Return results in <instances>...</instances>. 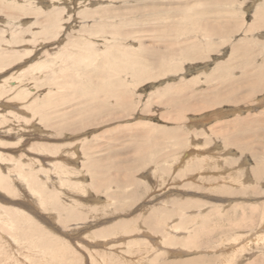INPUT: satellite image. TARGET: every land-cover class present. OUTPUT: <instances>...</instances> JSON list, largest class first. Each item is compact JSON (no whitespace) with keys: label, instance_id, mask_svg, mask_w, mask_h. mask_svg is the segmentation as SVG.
Here are the masks:
<instances>
[{"label":"rangeland","instance_id":"obj_1","mask_svg":"<svg viewBox=\"0 0 264 264\" xmlns=\"http://www.w3.org/2000/svg\"><path fill=\"white\" fill-rule=\"evenodd\" d=\"M24 1H0V54L5 61L0 62V171H3L0 174L10 176L6 183L14 185L9 187L6 184L5 187L0 183V264H264V239L258 237L254 241L255 236L264 230L261 225L264 224V90L249 96H243V90L230 95L229 88L241 81L245 72L235 70L232 65L223 75L215 73L214 78H208L217 64L228 60L232 46L238 42L246 41L248 50L257 56L259 61L256 63L254 60V66L264 64V25L251 34L244 33L253 22L255 6H262L264 0L237 1L234 5L236 16H233L239 24L245 17V24L238 28V33L230 36V42L214 51H206L205 60L183 62L178 73L137 83L130 73L121 74L124 83L129 85L127 102L123 106L116 99H100L96 90L101 83L97 72L101 62L108 65L111 71L115 67V59L121 57V48L129 50L133 45L143 46L146 54L161 47L150 38L156 26L162 24V21L147 17L149 14L144 10L150 1L57 0L60 4H52L48 0ZM82 1L84 5H91L89 10H100L99 14L103 15H96L94 20L81 19L79 12L85 8ZM173 1L164 0V5ZM193 1L196 0H177L174 4L183 8ZM16 2L21 5L17 7ZM23 4H31L26 5L27 8L34 7L43 13L52 11L54 5L61 10L67 7L61 16V20H65L62 21L63 28L49 31L50 40L46 39L48 35L34 40L33 35L39 31L38 28L49 26L52 20L36 25L35 17L22 11ZM137 6L140 9L134 11ZM226 8L224 5L223 9ZM112 24L117 25L119 31L113 29ZM20 25L26 31L14 39V32L23 30L16 27ZM195 33H190L191 40L204 44V35ZM85 39L93 44H86L89 50H84L81 44H85ZM74 41L82 42L75 46ZM211 41L219 43L217 37ZM67 42L71 46L66 50L70 59H64L70 63L68 70L64 69L60 58L55 60L57 54H62ZM7 54L13 57L9 59ZM95 55L99 57L93 59ZM72 59L78 66L73 65ZM51 60L54 61L51 70L40 74L42 78L31 73L23 78L34 62L51 63ZM242 60L241 54L231 59L235 66ZM83 62L88 63V67ZM252 67L248 70L253 71ZM61 68L69 71L68 74L66 71L61 73ZM53 73L58 78L56 83L52 80ZM13 78L19 79L15 90V85L8 84ZM30 87L35 90L28 96ZM180 87L185 91L180 93ZM166 88L170 90L165 93ZM89 89L91 91L87 92ZM91 94L96 97L94 105L89 102ZM171 97L177 100L178 97L184 98L183 103L191 109L179 113L172 104L166 103ZM115 102L120 105L113 104ZM101 104L105 110L100 114L90 117L80 114L84 105L85 111H88ZM10 112L12 115L9 116ZM20 115L25 116L22 118ZM17 117L19 119L15 120ZM169 135H177L182 143ZM67 166H70L71 172ZM17 167V171H13ZM74 176L78 179L74 180ZM38 181L49 192L48 195L51 193L61 198L58 204H64V209L58 207L59 210H53L52 206L45 205L46 201L36 193L42 191L36 184ZM78 182L84 183L88 189ZM76 185L79 191L85 188L87 192L83 189L78 193ZM40 198L43 205L38 200ZM67 209H73L79 216L69 217L71 212ZM32 217L41 223L40 226ZM19 219L27 226L19 225ZM12 221L15 224L11 227ZM171 223L180 226V229L184 226L183 230L188 233L185 230L187 234L183 230L179 235L170 231L166 233L167 225ZM138 228H142L141 233H138ZM52 232L55 236L50 234ZM27 234L31 235L29 239L33 235L36 239L33 237L32 243H29L31 240L27 239ZM23 239V243L27 241L29 245L20 242ZM14 240H19L18 244ZM158 240L166 243H161L162 246ZM252 240L254 242H250ZM246 241L248 244L245 245ZM20 245H24V249ZM233 247H236L234 251ZM31 254L36 255L33 257Z\"/></svg>","mask_w":264,"mask_h":264},{"label":"bare ground","instance_id":"obj_2","mask_svg":"<svg viewBox=\"0 0 264 264\" xmlns=\"http://www.w3.org/2000/svg\"><path fill=\"white\" fill-rule=\"evenodd\" d=\"M1 2L3 1L4 2V0H0ZM24 1V0H23ZM26 1V0H25ZM24 1V2H25ZM27 1H29V0H27ZM35 2H37L38 0H34ZM45 1V0H44ZM49 2H51L52 4H54V3H58V2H56L57 0H48ZM47 1V2H48ZM59 1V0H58ZM66 1V0H65ZM81 1V0H80ZM85 1H87V0H85ZM89 1V0H88ZM94 1H96V0H94ZM146 1H150V4L146 7V9L144 10L145 12H148V16L147 17H150V19L152 18V20H159V21H162L161 23L162 24H160L159 26L157 25L156 27V29H155V31L153 32V35H152V37H150V38H152L153 39V41L154 42H157V43H159L160 44V48H156V50H154V48H153V50L154 51H151V52H149V53H146L145 54V48L143 47V46H134L133 45V48H131V49H129V50H127V49H125V48H121L120 49V51H121V57H119V58H116L115 60H116V62H115V64H114V68H112L111 69V71H110V69H109V66L108 65H106L104 62H101V66L99 67L100 68V70H99V72H97V74H98V77L100 78V81H101V83H99V86H98V88H96V90H97V93L99 94V97H100V99L101 100H103L104 99V97L105 98H107V99H116L122 106L123 105H125L126 103L125 102H127L126 101V99H127V92H126V90H128V87H129V85L125 82L124 83V81L122 80V78L120 77V75L121 74H123V73H130L131 75H132V78L134 79V82H139V81H143V80H151V79H160V78H163L166 74H169V73H178V72H180L181 70H182V63L183 62H198V61H203V60H205L206 59V57H205V53H206V51L208 52V51H214L215 49H217V47L218 46H220V45H222L223 46V44H225L226 42H230V36H232L233 34H235L236 32L238 33V31L240 30V29H238L240 26H242V25H244L245 24V17L244 18H242L243 20L241 21V23L239 24V22L235 19L236 17V15H235V9H234V5L237 3V1L238 0H196V1H193L194 3H191L190 2V4L189 5H184L183 6V8L180 6V5H175L174 4V2L175 1H177V0H175V1H173V2H171V3H168V4H170V5H164V0H162L161 2H157V0H146ZM84 1H82V3L81 4H83L84 5V3H83ZM166 2V1H165ZM17 3V7H19L20 5H21V3L19 4L18 2H16ZM34 3V2H33ZM43 3V2H42ZM41 3V4H42ZM79 3V2H78ZM95 3V2H94ZM256 3H258V2H256ZM35 4V3H34ZM33 4V5H34ZM44 4V3H43ZM58 4H60V3H58ZM71 4H72V1H71ZM5 4H3V6H4ZM23 5H25L24 7L23 6H21L22 7V11H26L28 14H30V15H32V16H34L35 17V24L36 23H40V24H47V23H50L51 22V20H52V24H49V26H45V25H42V26H40L38 29H39V31L38 32H35V34L33 35V39L34 40H36L39 36H47L48 35V33H49V31H55V29L56 28H58V27H62V25H63V23H62V21L64 20H61L62 18H61V16L65 13V11H66V8H64V10H61V9H59L57 6H53V10L52 11H50L49 13H43V12H41L40 10H35V8L33 7V8H27L28 6H32L31 4L30 5H28V4H23ZM26 5H28V6H26ZM50 5V4H49ZM80 5V4H79ZM83 5H81V6H83ZM224 5H226V9L224 10L223 9V6ZM9 6V5H8ZM16 6V5H15ZM89 6H91L90 4H89ZM89 6L86 4V5H84L83 6V10L81 9V12H79L80 13V18L81 19H83V18H92V20H94L95 19V17H96V15H103V14H99V12H100V10H89L88 8H89ZM6 7V6H5ZM4 7V8H5ZM21 7H20V9H21ZM51 7H52V5H51ZM61 7V6H60ZM65 7V6H64ZM142 7H145V5L144 6H142ZM196 7H198L199 9H196ZM256 8L254 9V11H253V22L251 23V24H249L248 25V27L246 28V30L244 31V33L245 34H251V33H253L254 32V30L255 29H257L258 27H260V26H262V25H264V1H262V6H255ZM10 8V7H9ZM13 8H14V5H13ZM16 8V7H15ZM80 8V7H79ZM86 8L89 10V11H86ZM7 9V8H6ZM52 9V8H51ZM140 8L137 6V8L135 7L134 8V11H138ZM131 11V10H130ZM71 12V11H70ZM241 14V13H240ZM68 15V14H67ZM233 15H235V16H233ZM144 17H146V16H144ZM143 17V18H144ZM64 18V17H63ZM67 18H70V16L69 17H67ZM143 18H141L142 20H144V21H151V20H149V19H143ZM138 19V18H137ZM167 19H171V20H167ZM179 19H181L182 21L181 22H177L176 20H179ZM12 21V20H11ZM65 21V20H64ZM168 21H175V23H168ZM95 22H99V21H97V20H95ZM192 22V23H191ZM13 23V22H12ZM66 23V22H65ZM133 23H135V21H133ZM138 23H139V21H138ZM106 24V23H105ZM123 24H125V23H123ZM14 25H16L15 23H14ZM37 25V24H36ZM50 25H51V27H50ZM99 26H102L103 27V24L101 25L100 23L98 24ZM111 26H113V29H115L116 31L119 29V27H117V25H114V24H112ZM14 27V26H13ZM16 27H18V28H20V29H23L22 31L20 30V31H18V29H17V31L16 32H14V34L15 35H13V38L14 39H18L19 38V36L18 35H20V34H24V31H26V30H24V27H21V25L20 26H16ZM15 28V27H14ZM63 28V27H62ZM242 28V27H241ZM243 28H244V26H243ZM58 30V29H57ZM154 30V27L152 28V31ZM119 31V30H118ZM151 31V32H152ZM31 32V31H30ZM192 32H196V33H198V32H200V33H202V35H204V38L206 39H204L205 41V43L204 44H201V43H197V42H194V41H192L191 39H192V37L190 36V33H192ZM26 33V32H25ZM56 33V32H55ZM138 33V32H137ZM195 33V34H196ZM111 34L114 36V34L111 32ZM118 35L120 34V33H117ZM38 35V36H37ZM120 36H122V34H120ZM129 36V35H128ZM194 36V35H193ZM54 37H56V36H54ZM81 38H83V36L81 35L80 36ZM214 37H217L218 38V40H219V43H214V42H212L211 40H212V38H214ZM50 38H51V36L50 35H48V37L46 38V39H49L50 40ZM143 38V37H142ZM56 39V38H55ZM72 39V38H71ZM199 39V38H198ZM45 40V39H44ZM82 40H84V39H82ZM86 40V39H85ZM197 41V40H196ZM79 42L81 43L82 41H74L73 42V44H75V46H78V44H79ZM200 42V41H199ZM10 44H12V42H9ZM44 43V42H43ZM145 43V42H144ZM82 45H83V47H85L84 48V50L86 49V50H89V48L87 47V45H93L92 44V42L90 43V41L88 42L87 40H86V42H85V44H84V42H82L81 43ZM87 44V45H86ZM72 45V44H71ZM155 45H156V43H155ZM249 45V44H248ZM147 46V45H146ZM150 46H151V44H150ZM159 46V45H158ZM69 47H71L70 46V44H68V42L66 43V46H65V48H64V50H63V52H62V54H57V56H56V59L55 60H57L58 58H60L61 59V62H62V64L65 66L64 67V69H66L68 66L70 67V63H68V61L66 62V60H64V59H70V54L68 53L67 54V51H68V48ZM88 48V49H87ZM67 50V51H66ZM93 50H95V49H93ZM162 50H164V51H162ZM66 51V52H65ZM148 52V51H147ZM64 53V54H63ZM30 53H28V55H29ZM55 54V53H54ZM105 54H107V53H105ZM204 54V55H203ZM207 55H208V53H206ZM237 54H241L242 55V61H240V63L237 65V66H235V65H233L232 64V62L233 61H231V59L233 60L234 59V56H236ZM22 55H24V54H22ZM3 56V54H0V62L2 63V62H5V61H3L2 59H1V57ZM10 54H7V56L6 57H8L9 59H10ZM230 57L228 58V60L226 61V62H221V63H219V64H217V68L215 69V71L211 74V75H209L208 76V78H214V76H216V75H214L215 73H220L221 75H223V73H225V71L227 70V69H229V67H231V65H232V68H234L235 70H243L242 72H244V74L242 75V79H241V81H239L238 83H236V85L234 84V86L233 87H230L229 89H231V90H229V92H230V95H234V94H236L237 92H240V91H244V92H242V95L244 96V95H250V94H252L253 92H259V91H261V90H264V64L263 63H259L257 66H254L253 65V61L254 60H256V63H257V60H258V58H257V56H255L252 52H250L249 50H248V47H247V42L245 41V43H240V42H238V43H236V44H234L233 46H232V52H231V54L229 55ZM11 57H13V56H11ZM72 57V56H71ZM97 57H99V56H97V55H95V56H92V58L93 59H96ZM73 58V57H72ZM84 60H86V59H84ZM71 61H73V65H77L76 64V62L72 59ZM259 61V60H258ZM51 63H49V61H47V62H41V61H36V62H34L33 64H32V66L29 68L28 66V68H29V70H28V73L27 74H25V76L23 77V76H21V77H23V78H25L26 76L28 77V74L29 73H31V74H33V76L35 77L36 75H38L39 77H41V75L40 74H43L44 73V71H46V70H51V67H52V65H53V63H54V61L53 60H51L50 61ZM83 63H85L86 64V66L88 67V63H86V62H83ZM3 64H6V63H3ZM78 66V65H77ZM250 66H253L252 68L254 69L253 71H251V69L250 70H248L249 68H250ZM75 67V66H74ZM241 67H243V68H241ZM255 67V68H254ZM27 68V69H28ZM97 69H98V67H96ZM2 69V68H1ZM63 68H61V73L63 72V71H66V70H64ZM53 70V69H52ZM67 70H68V68H67ZM54 71H56V70H54ZM53 71V72H54ZM98 71V70H97ZM129 71V72H128ZM26 72V71H25ZM69 72V71H68ZM68 72L66 71V73L68 74ZM55 73V72H54ZM53 73V77H52V80L54 81V83H56V76H55V74ZM65 72H64V75L66 74ZM23 74V73H22ZM58 75V74H57ZM63 75V74H62ZM63 75V76H64ZM80 75V74H79ZM78 74H77V76H79ZM66 76H68V75H66ZM122 76V75H121ZM17 77H19V76H17ZM69 77V76H68ZM42 78V77H41ZM64 78H66V77H64ZM21 79V78H20ZM33 79V78H32ZM58 79V78H57ZM4 80V79H3ZM5 80H6V78H5ZM30 80H31V77H30ZM34 80V79H33ZM37 81V80H36ZM35 81V82H36ZM39 81H41V80H39ZM75 81V80H74ZM73 81V82H74ZM6 82V81H5ZM46 82V81H45ZM58 82V81H57ZM4 83V82H3ZM10 83L12 84V85H15L14 86V90H15V87H18V85H19V79H15L14 80V78H13V81H9L8 82V84L10 85ZM24 83V82H23ZM5 84V83H4ZM7 84V83H6ZM7 84V85H8ZM38 84V83H37ZM37 84H35V85H37ZM40 84H42V83H40ZM46 84V83H45ZM79 85V84H78ZM28 86V85H27ZM80 86V85H79ZM183 86H185V85H183ZM3 87V86H2ZM12 87V86H11ZM29 87V86H28ZM64 87V86H63ZM91 87V86H90ZM179 87V86H178ZM5 88V87H4ZM23 88V87H22ZM31 88V87H30ZM35 88V87H34ZM2 89V88H1ZM9 89H12V88H9ZM8 89V90H9ZM172 89V88H171ZM16 90H18L17 88H16ZM26 89H24V91H25ZM34 90L35 89H30V90H28V93L26 94V95H30L31 93H33L34 92ZM170 90V88H166V90H165V93L166 92H168ZM10 91V90H9ZM13 91V90H12ZM19 91H21V90H19ZM24 91H22V92H24ZM27 91V90H26ZM91 90L89 89L87 92H90ZM183 91H185V89H181V87H180V90H179V92L181 93V92H183ZM18 92V91H17ZM164 92V91H163ZM233 92V93H232ZM3 93V92H2ZM81 93V92H80ZM92 93V92H91ZM176 93V92H175ZM93 94V93H92ZM92 94H91V96H92ZM164 94V93H163ZM96 95V94H95ZM159 95V94H158ZM164 95H166V94H164ZM9 96V95H8ZM22 96V95H21ZM97 96V95H96ZM182 96V95H181ZM7 97V96H6ZM22 97H24V96H22ZM84 97H85V95H84ZM237 97H238V95H237ZM242 97V96H241ZM14 98H17V97H14ZM13 98V99H14ZM27 98V97H26ZM74 98V97H73ZM92 99L91 100H89L90 98H88L87 100H89V102H91L92 104L94 103V101H93V99H95L96 97H91ZM233 98V97H232ZM22 99V98H21ZM24 99V98H23ZM99 99V98H98ZM18 100H20V99H18ZM182 100V101H181ZM183 100H184V98L182 99L181 97H178V100L174 97H171L170 99H167V102L166 103H168V104H172L175 108H176V110L177 111H179V113H183L185 110H189V109H191V108H188L187 109V106L188 105H186V104H184L183 103ZM186 100V99H185ZM221 100V99H220ZM219 100V101H220ZM228 100V102L229 101H231V97L230 98H228L227 99ZM1 101V100H0ZM34 101V100H33ZM32 101V102H33ZM180 101H181V103H180ZM216 101H217V99H216ZM215 101V102H216ZM179 102V105L181 106V107H178L179 105H177V103ZM105 103V102H104ZM104 103H102V104H104ZM28 104V103H27ZM34 103H32V105H33ZM102 104H101V106H98V107H96V106H94V107H92V108H90L88 111H85V109H84V106H83V108H82V110H81V115L82 116H84V117H90V116H92V115H95V113L96 114H100V112H102L103 110H105L104 108V106H102ZM113 104H118L117 102H115V103H113ZM120 104H118V105H120ZM29 105V104H28ZM87 105V104H86ZM94 105V104H93ZM92 105V106H93ZM186 105V106H185ZM191 105V104H190ZM189 105V106H190ZM26 107V106H25ZM29 108H30V105L28 106ZM34 107V106H33ZM33 107H31L32 109H33V112L35 111V109L33 108ZM37 107V106H36ZM191 107V106H190ZM88 109V108H87ZM10 111V110H9ZM19 111V110H18ZM29 111V110H28ZM27 111V112H28ZM36 111H37V109H36ZM17 112V111H16ZM22 112H23V110H22ZM30 112V111H29ZM8 113V112H7ZM14 113V112H13ZM20 114H22L21 112H19ZM26 113V112H25ZM35 113V112H34ZM38 113V112H37ZM24 114V113H23ZM45 114V113H44ZM2 115V114H1ZM9 116L10 115H12L11 114V112H10V114H8ZM7 115V116H8ZM15 115V114H14ZM39 115V114H38ZM41 115V114H40ZM61 115V114H60ZM63 115V114H62ZM180 115V114H179ZM21 116V115H20ZM23 116H25V115H23ZM23 116H21L22 118H24ZM34 117H35V115H34ZM33 117V118H34ZM59 117H61V116H59ZM25 118H27V117H25ZM15 119V118H14ZM17 119H19V117H17L15 120H17ZM28 119V118H27ZM32 119V118H31ZM55 119V118H54ZM53 119V120H54ZM5 120H6V118H5ZM12 120V119H11ZM29 120V119H28ZM58 120V119H57ZM18 122H20V121H18ZM28 122V121H27ZM56 122V121H55ZM12 123V122H11ZM15 124V123H14ZM27 124H29V123H27ZM30 124H31V122H30ZM17 125V124H16ZM20 125V124H19ZM22 125V124H21ZM11 126V125H10ZM15 126V125H14ZM243 128V127H242ZM173 130V129H172ZM177 130V129H176ZM244 130V129H243ZM162 132V131H161ZM177 133V132H176ZM165 134H167V133H165ZM161 135V134H160ZM163 135V134H162ZM177 135H178V133H177ZM177 135H169V136H173V138L176 140V141H178L180 144L182 143L181 142V140H180V138H177ZM179 137V136H178ZM175 141V142H176ZM177 142V143H178ZM178 143V144H179ZM234 143V142H233ZM147 144V143H146ZM197 144V143H196ZM143 149H144V147H143ZM4 155V154H3ZM55 155H57V154H54L53 156H55ZM58 156H59V153H58ZM45 157V156H44ZM68 157H69V155H68ZM66 160L68 159V158H65ZM14 160V159H13ZM12 160V161H13ZM53 159H51V161H52ZM7 161V160H6ZM12 161H11V163H12ZM2 162V161H1ZM61 163L62 162H60V165H61ZM64 163H67L68 164V162H64ZM56 164H58V162L56 163ZM56 164H55V166H56ZM75 164V163H74ZM7 165V164H6ZM16 165H18V163L16 164ZM14 167H15V165H13ZM18 166H20V165H18ZM63 166V165H62ZM94 166V165H93ZM186 166V165H185ZM10 166H8V168H9ZM13 167V168H14ZM57 167V166H56ZM55 167V168H56ZM69 167L70 166H67L66 168L67 169H69ZM77 167V166H76ZM190 167V166H189ZM24 168V167H23ZM53 168V167H52ZM58 168V167H57ZM75 168V167H74ZM1 169V168H0ZM17 169H18V167L15 169V170H13V171H17ZM21 169H22V167H21ZM120 169H123L122 167H120ZM72 170V169H71ZM77 170V169H76ZM75 170V171H76ZM93 170V169H92ZM30 171V170H29ZM42 171V170H41ZM55 171V170H54ZM69 171H70V169H69ZM68 171V172H69ZM75 171H73V173H75ZM82 171H84V170H82ZM3 172V171H2ZM1 171H0V173H2ZM9 172V171H8ZM25 172V171H24ZM45 172V171H44ZM63 172H64V170H63ZM67 172V174H70V173H68ZM71 172V171H70ZM26 173V172H25ZM73 173H71V175L73 174ZM79 173H81V172H79ZM4 174H5V172H4ZM12 174V173H11ZM10 174V175H11ZM30 174V173H29ZM39 174V173H38ZM46 174V173H45ZM50 174V173H49ZM60 174V173H59ZM77 174H78V172H77ZM83 174V173H82ZM82 174H80V175H82ZM6 175V174H5ZM34 175V174H33ZM79 175V174H78ZM13 176V175H12ZM21 176V175H20ZM26 176V175H25ZM28 176V175H27ZM50 176V175H49ZM48 176V178H50ZM62 176V175H61ZM60 176V177H61ZM66 176V175H65ZM75 176H76V174H75ZM75 176H74V178H75ZM10 177V176H9ZM9 177L8 176H4L3 174H0V183L1 184H3L4 186L6 185V184H8L9 185V183L7 182L6 183V181H9ZM15 177V176H14ZM57 177H58V174H57ZM63 177V176H62ZM68 177V176H67ZM82 177V176H81ZM29 178V177H28ZM34 178L36 179V177L34 176ZM69 178V177H68ZM73 178V179H74ZM30 179H32L31 177H30ZM35 179L34 180H32V182L33 181H35ZM66 179V178H65ZM78 178H75L74 180H77ZM159 179H161V178H159ZM11 180V179H10ZM17 180H19V179H17ZM21 180V179H20ZM72 180V179H71ZM71 180H70V182H71ZM21 181H23V180H21ZM28 181V180H27ZM26 181V182H27ZM67 182L69 181V180H66ZM81 181H83V180H81ZM106 181V180H105ZM12 182V181H11ZM19 182V181H18ZM30 182H31V180H30ZM65 182V181H64ZM85 182V181H84ZM110 182V181H109ZM23 183V182H22ZM66 183V182H65ZM79 184H83V186H84V183H80V182H78ZM112 183V182H111ZM12 184V183H11ZM36 184L42 189V191L40 192V191H37L36 193L38 194H40L41 195V198H42V200H45L46 201V203H45V205H47V206H52L53 208V210H54V208L56 209V210H59L58 209V207H62L63 208V205L64 204H61V205H59L58 203H59V200H61V198L59 199L56 195H51V193H50V195H48V193L49 192H47V190L45 191V189H44V187L42 188L40 185H43V184H41L39 181L38 182H36ZM67 184H69V183H67ZM71 184V183H70ZM35 185V184H34ZM33 185V186H34ZM78 185V184H77ZM76 185V186H77ZM11 186H14V185H11ZM10 185H9V187H11ZM22 186V185H21ZM31 186V185H30ZM29 186V187H30ZM37 186V187H38ZM6 187V186H5ZM84 187H86L87 188V186H84ZM34 188V187H33ZM78 186H77V191H78V193L79 192H81V191H83V189H84V192H85V188H83V187H80V188H83L82 190H78ZM6 189V188H5ZM14 189V188H13ZM31 189V188H30ZM29 189V190H30ZM37 189H39V188H37ZM88 189V188H87ZM87 189H86V192H87ZM44 190V191H43ZM12 191V190H11ZM15 191V190H14ZM32 191V190H31ZM30 191V192H31ZM49 191V190H48ZM15 192H17V191H15ZM32 192H34V189H33V191ZM85 192V193H86ZM29 194H31V193H29ZM34 194V193H33ZM71 196V195H70ZM84 196V195H83ZM32 197V196H31ZM35 197H36V195H35ZM69 197V196H68ZM36 198H39V197H36ZM41 198L40 199H38L39 201L41 200ZM74 199V198H73ZM37 200V199H36ZM42 200L40 201L41 203H42ZM72 200V199H71ZM30 201V200H29ZM38 201V202H39ZM13 204V203H12ZM12 204H10V205H12ZM42 205H43V203H42ZM68 205V204H67ZM5 206V205H4ZM4 206L2 207L1 206V208H4ZM15 206H18V205H15ZM38 206V205H37ZM186 206V205H185ZM6 207V206H5ZM8 207V206H7ZM40 207V206H39ZM68 207V206H67ZM14 208V207H13ZM187 208V207H186ZM15 209H17V207L15 208ZM24 209V208H23ZM26 209V208H25ZM64 209V208H63ZM116 209V208H115ZM47 210V209H46ZM55 210V211H56ZM66 210V209H65ZM68 211H70L71 213L69 214L68 213V216L69 217H73V218H75L76 216H79V214L77 213V215H76V213H75V211L73 210V209H67ZM73 210V211H72ZM159 210V209H158ZM187 210V209H186ZM0 211H2V209L0 210ZM10 211V210H9ZM9 211H8V213H9ZM13 211H15L14 209H13ZM20 211V210H19ZM21 211H23V210H21ZM26 211V210H25ZM59 212V211H58ZM67 212V211H66ZM161 212V211H160ZM185 212V211H184ZM192 212V211H191ZM204 212V211H203ZM61 213V212H60ZM65 213V212H64ZM82 213V212H81ZM166 213V212H165ZM188 213H189V211H188ZM200 213V212H199ZM202 213V212H201ZM11 214V213H10ZM15 214V213H14ZM19 214H20V212H19ZM67 214V213H66ZM0 215H2V214H0ZM13 215V214H12ZM58 215V214H57ZM61 215V214H60ZM62 215H63V213H62ZM65 215V214H64ZM82 215H83V213H82ZM156 215V214H155ZM154 215V216H155ZM17 216H18V214H17ZM158 216V215H157ZM2 218V217H1ZM18 218H19V216H18ZM33 218V217H32ZM160 218V217H159ZM15 219H17V218H15ZM24 219H25V217H24ZM23 219V220H24ZM33 219H35V221L33 220ZM32 220L36 223L37 221H36V218H33ZM149 219H150V217H149ZM155 219H157V217L155 218ZM161 219V218H160ZM175 219V218H174ZM174 219H172V220H174ZM177 219V218H176ZM8 220V219H7ZM6 220V221H7ZM20 220V219H19ZM22 220V221H23ZM32 220H31V222H32ZM147 220H148V218H147ZM146 220V221H147ZM151 220H153V219H151ZM163 220V219H162ZM181 220H182V218H181ZM3 221L5 222V219H3ZM164 221V220H163ZM167 221H169V220H167ZM180 221V220H179ZM183 221H184V219H183ZM182 221V222H183ZM40 222V221H39ZM144 222H145V220H144ZM166 222V221H165ZM171 222V221H170ZM173 222V221H172ZM188 222L190 223V221L188 220ZM1 223H2V219H1ZM10 223V222H9ZM12 223V225H11V227L13 226V224H15V223H13V221L11 222ZM17 223V222H16ZM18 223H19V221H18ZM20 223L21 224H19V225H23L22 223L23 222H21V220H20ZM30 223V222H29ZM38 223V222H37ZM148 223V225L149 224H151V221H150V223L149 222H147ZM157 223V222H156ZM155 223V224H156ZM167 223V222H166ZM181 223V222H180ZM39 224H41V223H38L37 225L38 226H40ZM138 224V223H137ZM182 224V223H181ZM195 224H197V223H195ZM7 225V224H6ZM25 225V224H24ZM23 225V226H24ZM29 225V224H28ZM34 225H36V224H34ZM43 225V224H42ZM146 225V224H145ZM170 226H168L167 225V227H169L167 230L168 231H166V233L167 232H171V233H173L174 235H179V233H180V231L181 230H183V228H184V226H183V228L182 229H180L179 227V223H178V226L179 227H177V225L175 226V225H173L172 223L171 224H169ZM186 225V224H185ZM261 225H263L264 226V224H262L261 223ZM15 226V225H14ZM25 226H27V225H25ZM38 226H37V228H38ZM139 226V225H138ZM156 226H158V224H156ZM195 226V225H194ZM262 226V228L264 229V227ZM19 227V226H18ZM162 227V226H161ZM21 228V227H20ZM41 228V227H40ZM39 228V230H43V228H41L40 229ZM188 228H190V227H188ZM261 228V227H260ZM261 228V229H262ZM1 229V228H0ZM28 229H29V226H28ZM137 229V228H136ZM144 229V228H143ZM164 229V228H163ZM262 229V230H263ZM15 230H17V229H15ZM22 230V228L20 229V231ZM25 230V229H24ZM30 230V229H29ZM28 230V231H29ZM37 230V229H36ZM140 230H142V228L140 229V228H138V233H141V232H139ZM151 230V229H150ZM185 230V229H184ZM184 230H183V232H184ZM195 230V229H194ZM14 231V230H13ZM25 231H27V229L25 230ZM31 231V230H30ZM46 231H48V230H46ZM51 231V230H50ZM49 231V232H50ZM186 231V230H185ZM3 232V231H2ZM21 232H23V231H21ZM36 232V231H35ZM43 237L44 236H46V234L43 232H40V231H38ZM56 232V231H55ZM169 232V233H170ZM182 232V231H181ZM187 232V231H186ZM186 232H184V233H186ZM253 232V231H252ZM256 232V231H255ZM262 232V231H261ZM261 232H259V233H261ZM1 233V232H0ZM5 233V232H4ZM24 233V232H23ZM30 233V232H29ZM39 233H37V234H39ZM188 233V232H187ZM186 233V234H187ZM199 233V232H198ZM254 233V232H253ZM11 235L10 236H12V232L10 233ZM15 234V233H14ZM50 234H52L53 235V232L52 233H50ZM186 234H185V236H186ZM258 234V233H257ZM2 235V234H1ZM24 235V234H23ZM28 235V234H27ZM33 235V234H32ZM95 235V234H94ZM140 235V234H139ZM174 235H173V237H174ZM189 235V234H188ZM194 235H195V233L193 234V238H194ZM29 236H31V235H28V238L27 239H29ZM53 236H55V234L53 235ZM53 236H52V238L51 239H53ZM171 236V235H170ZM21 237V236H20ZM34 237V235L32 236V238ZM167 237V236H166ZM183 237V236H182ZM253 237V236H252ZM256 238H255V240L254 241H256L257 239H258V237H259V239H264V230H263V233H261L260 235H258V236H255ZM31 238V239H32ZM35 239H36V237H34ZM33 238V239H34ZM50 238H48V239H50ZM165 238V237H164ZM175 238V237H174ZM183 238H185V237H183ZM190 238V237H189ZM244 238H245V236H244ZM20 239V238H19ZM31 239H29V240H31ZM45 239V238H44ZM44 239H42L43 241H44ZM168 239H169V237H168ZM180 239L181 238H179V241H180ZM239 239V238H238ZM250 239V238H249ZM21 240V239H20ZM41 240V241H42ZM161 240H164V239H161ZM160 240V241H161ZM177 240V239H176ZM176 240H175V242H176ZM183 240V239H182ZM186 240V239H185ZM184 240V241H185ZM245 240V239H244ZM6 241H7V239H6ZM14 241H16V240H14ZM17 241H19V240H17ZM16 241V242H17ZM23 241H24V239L22 240V241H20V242H22L23 243ZM149 241V240H148ZM183 241V242H184ZM253 240L252 241H250V242H254ZM8 242V241H7ZM39 242H40V240L38 241V244H39ZM158 242H159V240H158ZM172 242H173V240H172ZM182 242V241H181ZM247 242V241H246ZM21 243V244H22ZM28 242L26 241V242H24L23 244H27ZM29 243H32V240H31V242H29ZM29 243H28V245H29ZM34 243V242H33ZM37 243V242H36ZM35 243V244H36ZM144 243V242H143ZM160 243V242H159ZM161 243H166L165 241H163V242H161ZM160 243V244H161ZM185 243V242H184ZM186 243H188V242H186ZM245 243V242H244ZM6 244V243H5ZM11 244V243H10ZM17 244H18V242H17ZM17 244H15V246H17ZM20 244V243H19ZM133 244H134V241H133ZM136 244V243H135ZM155 244V243H154ZM158 244V243H157ZM159 244V245H160ZM163 244H161L162 246H163ZM246 244H248V242L247 243H245V245ZM251 245H252V243H250ZM7 245V244H6ZM9 245V244H8ZM41 245H43V244H41ZM139 245H140V243H139ZM166 245V244H165ZM171 245V244H170ZM173 245V244H172ZM182 245V244H181ZM185 245V244H184ZM188 245V244H187ZM244 245V246H245ZM20 246H22V248L24 247V245H20ZM26 246V245H25ZM37 246V245H36ZM38 246H40V245H38ZM143 246H144V244H143ZM152 246V245H151ZM157 246V245H156ZM167 246V245H166ZM225 246V245H224ZM229 246V245H228ZM243 246V245H242ZM243 246V247H244ZM248 246V245H247ZM8 247V246H7ZM12 247V246H11ZM18 247V246H17ZM34 247V246H33ZM125 247V246H124ZM132 247V246H131ZM157 247H159V249H162V247L160 248V246H157ZM2 248H3V246H2ZM60 248V247H59ZM153 248V247H152ZM164 249H165V247H163ZM172 248V247H171ZM234 248H236V247H233V251H234ZM247 248V247H246ZM12 249V248H11ZM21 249V248H20ZM19 249V250H20ZM24 249V248H23ZM37 249H38V247H37ZM71 249H73L74 250V248H71ZM158 248H156V250H157ZM163 249V250H164ZM169 249V248H168ZM232 249V248H231ZM241 249H242V247H241ZM247 249H249V248H247ZM6 251H7V249H5ZM14 250V249H13ZM28 250H30V247H29V249ZM39 250V249H38ZM60 250V249H59ZM148 250V249H147ZM150 250V249H149ZM1 251V250H0ZM16 251V250H15ZM41 251H42V249H41ZM40 251V252H41ZM122 251V250H121ZM160 251V250H159ZM165 251V250H164ZM163 251V252H164ZM232 251V250H231ZM237 251V250H236ZM242 251H244V250H242ZM246 251V250H245ZM36 252H37V250H36ZM39 252V251H38ZM60 252H61V250H60ZM156 252V251H155ZM161 252V251H160ZM223 252V251H222ZM13 253H14V251H13ZM43 253H44V249H43ZM238 253V252H237ZM37 254V253H36ZM35 254V255H36ZM41 254V253H40ZM46 254V253H45ZM44 254V255H45ZM63 254H64V252H63ZM149 253H147V255H148ZM151 254V253H150ZM184 254V253H183ZM8 255V254H7ZM32 255V254H31ZM34 255V256H35ZM227 255V254H226ZM237 255V254H236ZM33 256V255H32ZM33 256V257H34ZM42 256V255H41ZM47 256V259L49 258V256H48V254L46 255ZM46 256H43L44 258L46 257ZM62 256H65V255H62ZM72 256V255H71ZM98 256V255H97ZM104 256V255H103ZM126 256V255H125ZM132 256V255H131ZM160 256V255H159ZM30 258H31V256H29ZM42 257V258H43ZM115 256L113 255V258H114ZM226 257V256H225ZM228 257V256H227ZM235 257V256H234ZM103 258V257H102ZM105 258V257H104ZM111 258V257H110ZM119 258V257H118ZM230 258V257H229ZM27 259V258H26ZM55 259V258H54ZM107 259H108V257H107ZM112 259V258H111ZM141 259V258H140ZM227 259V258H226ZM15 260V259H14ZM27 260H29V259H27ZM153 260V259H152ZM69 261V260H68ZM83 261V260H82ZM101 261V260H100ZM105 261H107V260H105ZM141 261V260H140ZM223 261H224V259H223ZM19 262V261H18ZM46 262H48V261H46ZM61 262V261H60ZM90 262V261H89ZM102 262V261H101ZM115 262H117V260H115ZM118 262H120V261H118ZM156 262V261H155ZM224 262H226V260L224 261ZM42 263V262H41ZM45 263V262H44ZM103 263H105L104 262V259H103ZM110 263V262H109ZM112 263H114V262H112ZM124 263V262H123ZM126 263V262H125ZM145 263V262H144ZM43 264V263H42ZM46 264V263H45ZM72 264V263H71ZM80 264V263H79ZM94 264V263H93ZM96 264V263H95ZM100 264V263H99ZM102 264V263H101ZM115 264H118V263H115ZM119 264H121V263H119ZM127 264V263H126ZM134 264V263H133ZM136 264H137V262H136ZM140 264V263H139Z\"/></svg>","mask_w":264,"mask_h":264}]
</instances>
